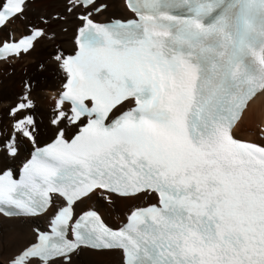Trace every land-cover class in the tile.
<instances>
[{
    "label": "snow or ice",
    "instance_id": "snow-or-ice-1",
    "mask_svg": "<svg viewBox=\"0 0 264 264\" xmlns=\"http://www.w3.org/2000/svg\"><path fill=\"white\" fill-rule=\"evenodd\" d=\"M28 4L0 0V30L25 19ZM123 6L129 18L99 23L107 3L68 0L80 24L75 54L55 56L65 74L57 138L37 150L21 180L0 175V216L55 211L49 230H37L8 264H72L84 247L117 250L121 264H264V146L236 136L249 101L264 92V0ZM45 35L9 34L0 60ZM126 103L134 106L121 111ZM33 124L27 118L15 129L34 142ZM66 125L78 129L70 141ZM97 193L109 203L158 202L131 209L114 231L95 211L76 214Z\"/></svg>",
    "mask_w": 264,
    "mask_h": 264
},
{
    "label": "bare ground",
    "instance_id": "bare-ground-1",
    "mask_svg": "<svg viewBox=\"0 0 264 264\" xmlns=\"http://www.w3.org/2000/svg\"><path fill=\"white\" fill-rule=\"evenodd\" d=\"M68 0H34L29 3L25 19L11 23L7 30H0L6 36L14 32V26L21 28L20 34L31 29L42 28L46 35L35 42L34 48L27 55L13 58L0 63V141L3 143L11 135L22 138L26 150L36 148L56 136V126H51L56 111L54 102L50 101L49 94L60 91L65 83V74L59 69L55 56L65 55L73 48L72 38L79 25L74 15L66 11ZM107 3L108 8L101 16L103 19L123 17L127 18L124 0H99ZM61 15L63 19H54ZM46 21V22H45ZM53 35V37H50ZM32 87L28 95L34 104L20 115H14L12 110L16 103L25 95L24 89ZM31 118L34 122L32 129L35 140L24 137L15 129L19 119ZM73 126H64V134L71 135L77 131ZM251 130V134L247 131ZM264 132V94L252 102L236 130V136L243 140L257 141L264 145V140L258 134ZM25 158V151L10 159L19 164ZM2 168L8 167L7 164ZM154 197L138 199L113 198L111 203H105L99 193L82 202V209L96 206L101 209L109 223L121 221L131 209L155 202ZM51 211L36 219H10L0 216V264H7L21 248L33 242L32 227L46 221ZM72 264H121L119 252H93L81 250L72 257Z\"/></svg>",
    "mask_w": 264,
    "mask_h": 264
},
{
    "label": "rangeland",
    "instance_id": "rangeland-1",
    "mask_svg": "<svg viewBox=\"0 0 264 264\" xmlns=\"http://www.w3.org/2000/svg\"><path fill=\"white\" fill-rule=\"evenodd\" d=\"M1 133V132H0Z\"/></svg>",
    "mask_w": 264,
    "mask_h": 264
}]
</instances>
